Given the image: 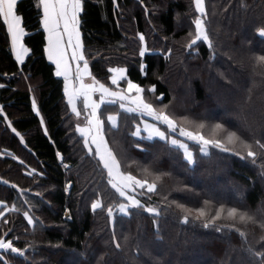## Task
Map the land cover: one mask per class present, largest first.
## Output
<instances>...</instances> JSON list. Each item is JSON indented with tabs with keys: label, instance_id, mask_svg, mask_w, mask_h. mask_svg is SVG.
Segmentation results:
<instances>
[{
	"label": "trees",
	"instance_id": "trees-1",
	"mask_svg": "<svg viewBox=\"0 0 264 264\" xmlns=\"http://www.w3.org/2000/svg\"><path fill=\"white\" fill-rule=\"evenodd\" d=\"M83 3L82 38L91 52L99 50L108 58L92 61L93 72L98 78L107 79L109 66L126 67L134 82L142 86L156 85L157 94L164 97L163 103L171 102L181 114H200L209 109L217 119L225 118L235 123L247 113L256 135L264 132V128L259 126L264 122V82L256 77L253 86L248 72L241 70L240 63L247 60L249 47L264 51V43L254 35L256 29L264 24V0H245L249 6L247 9L240 7V0H206L211 21L208 27L217 49L216 61L209 60L207 46L202 43L189 53L181 47L191 23V17L183 14L192 11L191 0H143L149 14H145L144 7L140 6L141 0H117L118 7L112 4V0H83ZM34 4L35 0H21L20 4L29 33L26 44L33 49V54L26 58L23 66L16 65L6 42L5 30L0 27V83L5 84V88L0 89V105L24 136L27 145L19 143L0 117V180H8L21 189H30L24 195L31 202L40 199L32 193L42 191L48 203L33 209V215L43 221L42 227L39 221L36 228L29 227L22 214L8 212L6 218L10 223L4 225L0 220V233L12 228L9 238L19 237L15 243L22 249L28 248L29 242L36 244L35 251L29 249L26 253L32 264H71L70 250L83 251L85 245L90 246L93 264L105 253L107 255L101 264H132L130 256L136 240L133 239L123 252H117L109 243L111 229L105 213L98 211L93 214L90 211V203L97 191L103 194L105 205L112 203L113 197L99 172L95 171V162L86 157L82 159V146L73 139L75 120L68 122L62 119L65 111L63 82L55 77V66L42 55L43 32ZM153 5L159 9L155 15L151 14ZM178 14L182 15L185 25L181 30L176 28ZM137 33L145 35L152 50L145 58L146 77L139 72ZM164 35L171 39L166 41ZM173 40L178 43H173ZM169 47L172 49L171 58L165 60ZM223 52L232 55L233 59L230 61L221 55ZM210 63L215 67H209ZM221 72L231 83L220 77ZM28 75L31 76L30 81L24 79ZM30 85L46 121L47 137L39 127V118L31 111ZM249 88L252 89L251 100L237 116L242 101L249 95ZM131 124V120L122 117L120 133L126 135ZM120 133L116 139H120ZM127 147L138 159L143 158L130 143ZM57 151L65 157L70 170H64L57 161ZM194 152L200 157L198 149ZM6 153L16 155L24 164ZM161 159L167 163L166 156H161ZM28 169H36L43 175L33 179L24 174ZM258 172V168L253 169L237 158L200 157L194 177L199 182L195 184L196 190H212L216 186L211 180H216L223 183L227 193L212 190L215 194L235 198L239 194L237 190L242 191L245 205L256 209L264 199V183H261ZM178 179L184 184H193V177L187 173L180 172ZM67 180L73 184L70 195L63 190ZM233 190L236 195H232ZM172 195L181 200L192 199V193L186 191H173ZM18 197L21 198V194L15 189L0 183V203L9 207L15 204L27 210L29 205ZM66 209L72 216L71 220L65 216ZM144 217H117L118 235L139 236L142 264H249V258L240 250L241 242L236 234L231 238L216 239L218 234L181 225L173 217H162L158 233L162 239H157L152 219L147 214ZM259 235L258 231L250 232L249 242L255 245ZM56 244L61 247H52ZM5 255L11 257V254ZM11 259L25 264L21 257Z\"/></svg>",
	"mask_w": 264,
	"mask_h": 264
},
{
	"label": "snow or ice",
	"instance_id": "snow-or-ice-1",
	"mask_svg": "<svg viewBox=\"0 0 264 264\" xmlns=\"http://www.w3.org/2000/svg\"><path fill=\"white\" fill-rule=\"evenodd\" d=\"M20 4L21 0H0V27L5 30L6 42L17 66H23L26 58L33 54V49L26 44L29 33L20 12ZM112 4L118 7L117 0H112ZM140 6L144 7L145 14H149L143 0ZM34 7L43 32L42 55L55 66L54 75L63 82L65 111L62 119L68 122L75 120L72 125L75 134L73 139L76 144L82 146V159L86 157L95 162V171L99 172L113 197V202L105 205L103 194L97 191L90 203V211L93 214L99 211L107 217V224L111 229L110 245L114 246L117 252H123L135 239L136 245L130 259L132 264H142L139 236L118 235L117 217L145 218L144 214H147V217L152 219L157 239H162L158 235L159 220L162 217H173L181 225L199 227L206 233L218 234L216 239L231 238L236 234L240 238V250L249 258V264H264V199L259 207L253 209L245 205V195L242 191L237 190L239 194L235 198H225L212 190L197 191L195 183L184 184L178 179L180 172H183L191 175L194 180L199 158L211 159L218 156L222 160L237 158L246 165H251L253 169L258 168V176L261 183H264V132L256 135L255 128L248 121L247 113L234 123L225 118L217 119L209 109L200 114L172 112L169 110L171 102L163 103L164 97L157 94L156 85L142 86L134 82L128 69L122 66L107 67V73L110 75L106 80H102L94 74L92 61L99 62L108 58L99 50L91 52L82 38L83 0H35ZM240 7L247 9L249 6L245 0H240ZM191 9V12L183 14L191 17V23L181 47L189 53L202 43L207 46L209 60L216 61L217 49L208 27L211 21L206 0H191ZM158 10L157 6L153 5L151 14L155 15ZM184 27L182 15L178 14L176 28L181 30ZM254 35L264 43V24L256 29ZM137 37L139 72L146 77L145 58L152 50L145 35L137 33ZM163 38L166 41L171 39L167 35ZM173 43L178 41L173 40ZM171 52L169 47L165 60L171 58ZM221 55L230 61L233 59L229 53L223 52ZM246 56L247 60L240 62L241 70L248 72L253 86L256 84V77H260L261 82H264V51L249 47ZM209 67H215V64L210 63ZM4 75L7 76V73ZM15 75L13 73V76ZM219 75L226 83H231L224 73ZM24 79L30 81L31 76H25ZM3 88L5 84L0 83V89ZM28 91L31 94V111L39 118V127L47 137L49 131L46 121L31 85ZM251 91L249 88V95L242 101L236 112L237 116H240L243 106L251 100ZM106 112L108 114L105 116ZM0 117L3 118L2 123L6 129L19 139L21 145L27 147L24 136L14 127L2 105ZM122 117L132 122V127L126 135L120 133ZM259 126L264 128V122ZM118 133L120 139H116ZM129 143L142 155V159L131 153L127 147ZM192 145L198 148L200 157L192 150ZM153 149L159 151L154 152ZM6 154L24 164L16 155ZM161 156L168 158L167 163ZM56 159L64 170H70V165L65 162L61 152H56ZM24 174L33 179L43 175L36 169H28ZM0 183L15 189L21 194L24 203L29 205L27 210H22L15 204L9 207L0 203V220L3 224L10 223L6 218L8 212H17L22 214L29 227L36 228L37 221L42 227L43 221L33 215V209L48 203L43 198V192H33L32 195L40 199L31 202L24 195L30 189H21L8 180H0ZM72 187L71 180H67L63 189L66 195L71 194ZM173 191L192 193V199H178L172 195ZM65 216L68 220L72 219L67 209ZM257 231L260 234L259 239L253 245L248 236L250 232ZM11 232L12 228H6L0 233V264H18L11 257H21L25 264H32L26 253L29 249L35 251L37 245L29 242L28 248L22 249L15 243L19 237L9 238ZM52 247L59 248L61 245ZM89 247L85 245L83 251L70 250L71 264H93ZM5 254H11V257ZM106 255L107 253L96 260V264H101Z\"/></svg>",
	"mask_w": 264,
	"mask_h": 264
},
{
	"label": "rangeland",
	"instance_id": "rangeland-1",
	"mask_svg": "<svg viewBox=\"0 0 264 264\" xmlns=\"http://www.w3.org/2000/svg\"><path fill=\"white\" fill-rule=\"evenodd\" d=\"M169 110L172 111V112H175V113L181 114L180 111L176 108V106H175L174 104H172V105L170 106ZM131 126H132V124H131ZM196 149H198V148H197L195 145H192V150L195 151ZM196 153H197V152H196ZM198 153H199V152H198ZM206 181H207V180H205V182H206ZM208 181H210V179H209ZM208 181H207V182H208ZM211 181L214 182V185L216 186V188H215V187L212 188V190H213L214 192H215V191H219V192H222L223 194H224V193H227V190H226V188L223 186V183H220V184L222 185V186H221V185L219 184V181H216V180H211ZM207 182H206V183H207ZM216 182H217L219 185L216 184ZM192 183L198 184L199 182L195 179V180L192 181ZM232 195H236V191H235V190L232 191ZM18 199H22V198L18 197ZM18 199H17V200H18ZM22 200H23V199H22Z\"/></svg>",
	"mask_w": 264,
	"mask_h": 264
}]
</instances>
